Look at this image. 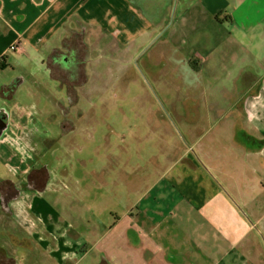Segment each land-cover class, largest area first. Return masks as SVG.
Segmentation results:
<instances>
[{
    "label": "rangeland",
    "instance_id": "obj_1",
    "mask_svg": "<svg viewBox=\"0 0 264 264\" xmlns=\"http://www.w3.org/2000/svg\"><path fill=\"white\" fill-rule=\"evenodd\" d=\"M177 2L170 21L183 38L180 46L162 35L143 48L129 73L94 81L98 88L119 79L106 95L91 96L85 105L90 117L63 138L51 177L43 169L39 182L23 188L22 168L13 175L19 194L7 205L10 246L0 247V264H211V252L222 244L218 229L228 238L240 234L248 224L244 215L250 231L260 232L244 203L264 201V100L244 93L250 80L242 76L264 72V59L257 57L264 32L224 22L212 30L207 48L204 37L196 42L195 36L210 24L178 16ZM108 65L93 63L95 78ZM19 72L8 66L0 77L35 113L37 98L17 92L24 81L17 80ZM248 101L253 104L246 108ZM25 135L7 142L11 164L17 156L43 160L30 149L42 151L38 136ZM172 168L181 170L185 183L163 177ZM9 171L0 162V172L12 176ZM150 220H164L162 234H153ZM179 222L192 228L190 234L177 232ZM180 242L188 253L169 260ZM152 251L160 253L153 263Z\"/></svg>",
    "mask_w": 264,
    "mask_h": 264
},
{
    "label": "crops",
    "instance_id": "obj_2",
    "mask_svg": "<svg viewBox=\"0 0 264 264\" xmlns=\"http://www.w3.org/2000/svg\"><path fill=\"white\" fill-rule=\"evenodd\" d=\"M173 3L174 0H0V58L7 56V65L0 70L8 66L14 70L20 68L17 80L24 81L17 87V92L24 90L25 94L37 98L34 113L32 108L26 107V101L24 104L19 102L18 93L11 95L13 90H8L9 79L0 77V110L4 111L8 122L7 130L0 138V162L7 167V171L9 166L12 175L0 172V230L6 226V209L10 203L7 189L17 182L13 175L18 173V169L22 168L21 172L25 174L26 167L25 159L21 156L14 157V163H10L14 152L7 142L23 138V134L27 137V131L31 136H41L42 132L38 129L41 126L40 121L51 109L48 108L50 102L41 95L40 88L43 81L40 74L41 62L44 56L53 47L61 46L64 41L70 42L72 51L85 58L93 73L92 81L88 82L86 89L94 87V81L99 82L105 73L125 74L134 60L145 54L143 48L147 49L150 41L162 35L171 43L180 46L183 38L181 34L176 33V28L170 21L174 12ZM175 10H178V16L185 15L189 21L194 17L207 20L210 25L206 26L198 37L195 36L196 42L204 37L207 48L212 41V30L224 22L231 21L246 31L259 29L264 32V0H178ZM78 28H82L83 35H77L80 33ZM262 36L264 38V33ZM16 43L20 44V49H13ZM178 51L181 56H185V52L180 48ZM257 57L263 60L264 52L261 51ZM101 62L109 63L111 68L109 71L106 69L99 72L95 78L98 72L93 63L99 66ZM262 65L264 68V60ZM253 73L254 75H250V72L241 75L242 78L247 76L250 80L244 87V93L257 94L263 101L264 72ZM117 81L118 78L109 79L98 88H112ZM252 104L248 101L246 108ZM180 171L172 168L167 174L166 171L163 177L168 176L174 183L182 185L185 182L180 177ZM174 173L179 177L178 180H175ZM9 180H12V183H9ZM16 186L13 185V188L18 189ZM153 188L155 185L151 190ZM214 191L218 194L222 190L215 186ZM226 199L230 201L228 197ZM244 204L247 215L261 225L260 232L250 231V222L243 214L248 224L240 234H230L231 237L228 238L229 234H219L218 229L215 235L222 244H219V250L212 251L214 247L210 248L211 253L215 252L216 255L211 264H264V201L258 206L255 203L250 204L249 201ZM150 223L153 234H162L159 230L164 220H150ZM191 230L192 228L183 222H179L177 226L179 234H190ZM133 232L137 245L140 234H136V228ZM3 244H9L8 238L0 236V247ZM180 246L181 242L177 253L170 252L169 260L176 259L174 254L188 253L186 247L185 251H182ZM159 254L152 251L149 255L150 262L159 259Z\"/></svg>",
    "mask_w": 264,
    "mask_h": 264
},
{
    "label": "flooded vegetation",
    "instance_id": "obj_3",
    "mask_svg": "<svg viewBox=\"0 0 264 264\" xmlns=\"http://www.w3.org/2000/svg\"><path fill=\"white\" fill-rule=\"evenodd\" d=\"M78 29H80L78 30L80 33L77 35H83L81 32L82 28ZM78 54L76 51H72L70 42L64 41L61 46L53 47L41 62L43 79L42 85H40L41 95H43L46 101L50 102L51 109L43 120L40 121L41 126L38 128L42 133L36 140L40 139V142H42V151H38L33 146L30 148V141L29 144L24 142L28 148L34 149L32 153H37L36 159L40 160L43 157V160L39 164L25 160L26 167L24 170L26 179L21 184L23 188H27L29 184L39 182L41 179L40 171L43 169L51 177L52 160L55 158L56 149L62 146L63 138L70 135L78 127H81L80 123L88 120L90 117L85 105L90 103L91 96L106 95L112 89L109 87L103 89L89 87L86 89V85L92 80L93 73L88 63L85 62V58L78 56ZM141 57L136 58L134 62H137V59ZM134 62L129 66L126 73H129L130 67L133 66ZM122 82H126L124 78H122ZM103 83H107V81L103 80ZM6 117L4 111L0 110V138L7 130L8 122ZM36 140H32L31 144ZM9 183H12V180H9ZM13 185H10L7 189L10 202L11 199H15L14 196H18L19 194L15 193V190L16 192H19V190L14 189ZM6 211L8 212L7 209ZM4 229L0 230V236L7 237L9 241V230L5 232ZM16 240L18 239H15L13 244L16 243ZM20 242L18 241V243ZM8 246H10V242Z\"/></svg>",
    "mask_w": 264,
    "mask_h": 264
},
{
    "label": "trees",
    "instance_id": "obj_4",
    "mask_svg": "<svg viewBox=\"0 0 264 264\" xmlns=\"http://www.w3.org/2000/svg\"><path fill=\"white\" fill-rule=\"evenodd\" d=\"M6 58H7L6 55H5V56H2V57L0 58V68L5 67V66L7 65V62L5 61Z\"/></svg>",
    "mask_w": 264,
    "mask_h": 264
},
{
    "label": "built area",
    "instance_id": "obj_5",
    "mask_svg": "<svg viewBox=\"0 0 264 264\" xmlns=\"http://www.w3.org/2000/svg\"><path fill=\"white\" fill-rule=\"evenodd\" d=\"M20 48H21V46L19 43H16L15 45H13V49H20Z\"/></svg>",
    "mask_w": 264,
    "mask_h": 264
}]
</instances>
